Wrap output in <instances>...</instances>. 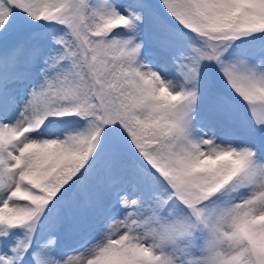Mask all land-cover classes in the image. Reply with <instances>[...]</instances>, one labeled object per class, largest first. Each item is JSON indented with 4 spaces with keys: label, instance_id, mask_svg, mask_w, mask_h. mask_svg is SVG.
Listing matches in <instances>:
<instances>
[{
    "label": "snow or ice",
    "instance_id": "obj_1",
    "mask_svg": "<svg viewBox=\"0 0 264 264\" xmlns=\"http://www.w3.org/2000/svg\"><path fill=\"white\" fill-rule=\"evenodd\" d=\"M0 264H264V0H0Z\"/></svg>",
    "mask_w": 264,
    "mask_h": 264
}]
</instances>
